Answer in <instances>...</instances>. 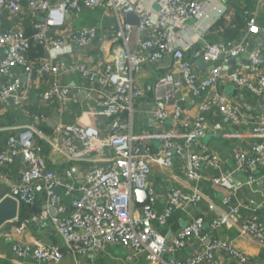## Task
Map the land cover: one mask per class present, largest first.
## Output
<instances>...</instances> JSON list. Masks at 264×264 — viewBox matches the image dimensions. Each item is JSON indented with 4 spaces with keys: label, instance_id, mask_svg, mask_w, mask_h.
Wrapping results in <instances>:
<instances>
[{
    "label": "built area",
    "instance_id": "built-area-1",
    "mask_svg": "<svg viewBox=\"0 0 264 264\" xmlns=\"http://www.w3.org/2000/svg\"><path fill=\"white\" fill-rule=\"evenodd\" d=\"M204 1L166 0L153 18L146 0H0V74L5 77L0 84V103L12 99L16 106L30 105L36 78L46 74L52 78L40 95L42 104L64 105L77 97L72 96V88L62 82L60 75L78 74L88 83L93 102L89 115L109 121L106 125L63 121L56 125L55 137L63 139L69 159L90 164L82 178L70 167L58 173L48 167L40 154L36 138H48L41 129L48 119L45 112H33L30 122L14 127L16 132L8 139L6 149L0 151V184L7 181L3 170L21 157L20 179L8 189L9 194L28 206H35L44 196L46 204L43 211L20 220L19 231L31 225L50 224L63 237L69 251L81 257L120 246L131 251L127 259L143 255L150 264H227L219 259L220 253L235 263L250 264L246 253L230 240L216 236L224 227H236L241 234L253 233L264 242L263 227L242 212L245 203L238 194L233 173H221L212 179L214 185L223 186L230 193L223 199L222 215L210 222L202 212H190L203 201L200 189L170 187L166 203L159 210V194L150 180L155 166L169 169L176 159L192 181L199 179L204 166L219 168L220 155L204 144L203 137L223 135L225 129L222 123L211 122L206 113L217 107L233 123L240 118L238 105L230 103L221 92L210 93V89L230 70L229 61L239 59L252 37L261 33L257 13L245 12L246 28L238 40L210 41L206 28L199 32L195 45L180 42L178 31L187 30L189 21L205 16ZM84 7L111 10L118 21L113 31L118 48L110 60L96 65L73 56L75 48L88 49L98 35L93 26L69 27L68 15ZM25 10L36 17L31 23V36L23 27H10L4 22L6 13L20 15ZM130 12L137 15V25L126 19ZM225 17L230 20L229 15ZM32 42L42 44L51 58L32 61ZM167 58L171 59L169 70L153 85L150 125L154 130L135 133V106L147 96L137 75L146 63ZM200 59L211 64L207 75L198 72ZM249 67L255 79L239 69L228 75L236 86L247 87L264 101V43L250 54ZM15 69L25 74L27 87ZM184 90L190 92L194 103L197 101L199 113L195 119L184 117V98H179ZM169 119L172 127L164 128ZM254 130L264 138V113ZM52 142L59 146L53 139ZM234 157L235 171H248L246 184L253 188L256 177L252 171L264 164V142L256 143L251 152L236 151ZM144 188L149 201L137 207L135 191ZM261 194L264 201V189ZM51 208L57 210L56 214L51 213ZM178 210L188 220L172 232L167 242L162 228L170 224ZM4 234L2 227L0 239ZM188 247H192L191 253L180 255ZM12 251L19 259L41 263L58 264L64 258L62 247L54 243L32 245L18 240L13 242Z\"/></svg>",
    "mask_w": 264,
    "mask_h": 264
},
{
    "label": "crops",
    "instance_id": "crops-1",
    "mask_svg": "<svg viewBox=\"0 0 264 264\" xmlns=\"http://www.w3.org/2000/svg\"><path fill=\"white\" fill-rule=\"evenodd\" d=\"M146 1V4L151 8L152 17L155 18L161 8V4L166 0ZM244 2L245 0H205L203 4L205 16L189 21L187 24V30L178 31L179 41L186 43L189 42L195 45L200 31L206 28H209L210 31L211 27L216 23L215 21L221 16L229 15L232 18L233 13L235 14L236 6ZM254 6V11L257 13V23L261 27V33L252 37L248 49L253 43L259 42L264 33V0H256ZM35 18L36 17L33 16L32 13L25 10V13L20 15H10L6 13L4 16V22L10 27L19 26L23 27L25 30H32L31 23ZM41 19L43 18L41 17ZM117 23L118 21L113 11L101 7H84L80 11H75L69 14L68 24L70 28L81 29L93 26L98 30L96 40L90 47H88V49H74V58L89 60L95 65L100 61L110 60L112 57L111 55L116 51L119 44L113 35ZM240 31L242 35V28ZM208 37L209 38L207 39L210 41L223 40L216 31H212ZM257 45L261 44L257 43ZM248 49L239 59H232L229 61L227 67L230 70H228L225 76L210 89V93H223L230 103L238 105L240 109V118L236 123L230 121L218 110L217 107H213L212 110L206 113L207 118L211 122L222 123L225 129L223 135H205L203 137L204 144H206L210 150L215 151L220 155V167L204 166L200 172L199 179L192 181L182 170L181 161L178 159L175 160L173 167L169 169L155 166L150 180L156 186L159 194V210L163 209L166 203L168 189L170 187L175 186L185 191H191L193 188H198L202 191L204 198L197 207L190 208V212L192 214L202 212L206 216L207 222H210L212 219L218 218L222 215L225 210L223 199L230 193L229 189L223 186L214 185L212 179L214 176L221 173H233L234 181L239 186L238 194L245 203V208L242 209L244 216L258 221L264 229V201L261 194V191L264 189V164H260L252 171V174L256 177V183L253 188L246 184L249 178L248 171H235L236 161L234 153L239 150L251 152L256 143L264 142V138L254 130L260 121V117L264 113V101L260 96L253 93L247 87L236 86L228 75L229 71L239 69L241 73L247 74L250 78H256L250 71V63L247 64L242 60L248 52ZM44 50L45 53L42 58L50 59L51 55L49 52L46 54L47 51L46 49ZM251 53L252 51L250 54ZM200 60L197 61L198 72L201 76L207 75L211 68V64L204 60L199 63ZM170 63V58L158 63H146L142 73L137 75V82L145 90L147 96L141 99L135 106L133 126V131L135 133L154 130L150 125L152 117L151 110L153 107V85L160 76L169 70ZM15 73L21 76L24 87H27L28 82L25 74L22 73L20 69H15ZM51 78V76L46 74L36 78L35 85H33L31 89L30 105L19 107L15 105L12 99L0 103V151L6 149L8 139L16 132L14 129L15 126L30 122L31 114L33 112H45L48 119L47 122L41 126V129L49 139L40 137L36 138V143L40 145V154L45 157L48 167L53 168L58 173H62L65 169L70 167L74 169L75 174L79 176V178H82L90 164L72 162L69 159L64 149L63 139H57L55 137L56 127H51L50 121L55 113H58L63 122H77L83 125H106L109 121L106 119L94 118L89 115L88 111L93 105V102L89 98L88 83L78 74L60 75L62 82L68 84L72 88V96H76V100H68L64 105H60L56 102L47 106L42 104L40 95L46 89ZM4 81L5 77L0 74V84L4 83ZM179 98H184L181 102L185 109L184 117L195 119L199 113V107L196 103L197 101L195 103L192 101L193 97L187 90L182 91L179 94ZM170 111H172L171 107ZM172 124V119H169L164 128L169 129L172 127ZM52 139L55 143H58L59 146H56L52 142ZM155 145V150H157L159 143L156 141ZM22 166L23 161L22 158L19 157L14 164L7 166L3 170L4 175L7 178V181L3 185L8 189L20 179ZM61 194L64 196V190H61ZM40 199L43 200L41 210L43 211L46 207L44 202L45 198L44 196H41ZM65 199H67V201L69 200L68 198ZM26 210L27 213L34 212L29 208ZM177 214L180 221L176 228H173L171 223L167 227L162 228V231L167 233V235L176 232L182 226V223L188 220L187 215L181 210H178L176 212V215ZM19 221L20 220L7 223L3 227L5 234L3 235V239H0V264H51L41 263L33 259L24 260L17 258L12 251V245L13 242L18 240L32 245L51 243L60 245L64 251V258L58 264H77L78 262L86 264L92 262H98L99 264H150L143 255L133 256L131 260L127 259V256L131 251L120 246H110L104 251L90 254L85 257L75 256L69 251V247L65 240L52 225H31L24 230L22 229L19 231ZM216 236L230 240L235 247L246 253L251 259L250 264H264V242H260L256 239L253 233L241 234L236 227H224L216 232ZM191 251L192 247H188L181 251L180 255L188 256ZM219 259L227 264H238L223 253H220Z\"/></svg>",
    "mask_w": 264,
    "mask_h": 264
},
{
    "label": "trees",
    "instance_id": "trees-1",
    "mask_svg": "<svg viewBox=\"0 0 264 264\" xmlns=\"http://www.w3.org/2000/svg\"><path fill=\"white\" fill-rule=\"evenodd\" d=\"M256 0H245L244 3L236 6L235 14L233 13V16L231 20H228L225 15L221 16L216 23L211 27V30L206 34V38H209L208 36L212 31H216L225 41H234L238 40L242 37L244 30L246 28L245 23V12H253L255 10V4ZM242 28L243 33L241 35L240 29ZM26 34L28 36H31L33 33V30L27 29L25 30ZM44 47L42 44L38 42H32V47L29 52V57L32 61H35L41 57H44ZM43 206V200L40 199V201L35 206H28L25 204L21 205V213L19 220L24 219L25 217H28L32 214L38 213L42 210ZM27 208L32 209L34 212L27 213ZM178 214L171 219L170 223L173 226V228H176L177 224H179V218ZM181 217V216H180ZM173 220V223H172Z\"/></svg>",
    "mask_w": 264,
    "mask_h": 264
},
{
    "label": "water",
    "instance_id": "water-1",
    "mask_svg": "<svg viewBox=\"0 0 264 264\" xmlns=\"http://www.w3.org/2000/svg\"><path fill=\"white\" fill-rule=\"evenodd\" d=\"M127 20L134 23V24H138L139 23V19L137 17L136 14L134 13H127L126 15ZM262 39L259 40V42L253 43L251 45V47L248 49V52L245 54L244 58H242V60L245 63H250L249 60V54L251 51H253V49L255 48V46L257 45V43L262 44L264 41V33L262 34ZM256 44V45H255ZM46 54H48V52H46ZM241 60V59H240ZM202 60L199 61V63H201ZM61 121V118L59 117L58 113H55L52 120L50 121V125L51 127H56V125ZM136 194V206L137 207H142L144 205H146L149 201L148 195H147V191L146 189H137L135 191ZM20 209H21V203L20 201L12 196L11 194H9L8 192V188L4 185L0 184V228L4 227L7 223L10 222H15L17 220H19L20 217ZM52 214H56L57 210L55 208H51L50 209ZM172 233H169V235H167V242L170 239Z\"/></svg>",
    "mask_w": 264,
    "mask_h": 264
}]
</instances>
